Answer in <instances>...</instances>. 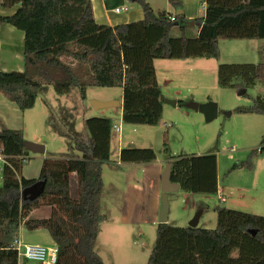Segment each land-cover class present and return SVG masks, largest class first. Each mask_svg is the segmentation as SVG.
<instances>
[{"label":"trees","instance_id":"obj_1","mask_svg":"<svg viewBox=\"0 0 264 264\" xmlns=\"http://www.w3.org/2000/svg\"><path fill=\"white\" fill-rule=\"evenodd\" d=\"M143 19L113 27L97 24L89 0H1L0 8L18 6L10 16L0 15V25L23 33L22 72L0 70V92L23 113L33 108L38 91L51 85L65 95L72 86L82 100L87 88H120L121 121L124 124L156 126L162 114L161 91L154 60L217 59L218 40L264 39V0H205L202 17L192 21L183 15H156L143 0H135ZM176 9L180 2L169 0ZM192 23V25H190ZM194 28V34L193 30ZM177 30L175 37L173 32ZM71 58L75 67L62 62ZM221 88L249 90L256 82L264 86V63L218 64ZM246 95V92H244ZM238 115L264 116V95L248 107L233 110ZM86 141L75 143L84 159H43L36 179H17L3 166L0 184V264H18L13 243L19 229L46 230L57 247L56 264H103L95 252L103 192L102 167L109 162L113 122L107 117L84 121ZM23 134L0 129V147L9 157H27ZM264 152H248L244 161L230 171L253 170L252 160ZM170 182L192 194L214 195L218 191L217 161L214 154L171 156ZM156 159L150 148H121L120 164H145ZM77 179V197L70 195V175ZM223 174L222 179H226ZM45 181L43 193L24 201L21 191L36 181ZM50 208L47 218L33 219L31 213ZM212 229L157 224L154 245L146 264H264V216L216 207Z\"/></svg>","mask_w":264,"mask_h":264},{"label":"rangeland","instance_id":"obj_2","mask_svg":"<svg viewBox=\"0 0 264 264\" xmlns=\"http://www.w3.org/2000/svg\"><path fill=\"white\" fill-rule=\"evenodd\" d=\"M127 3L131 4L130 1ZM218 48L216 60L194 58L186 61L158 60L155 63L158 80L163 86L162 114L156 126L124 124L120 122L118 114H115L117 107L98 110L92 108L91 100L105 102L114 99L118 102L122 96L120 88H87L88 98L82 101L77 87L72 86L66 96L60 97L51 85H44L37 93L34 108L24 114L26 141L31 139V134L39 136V142L34 143L45 146L44 159L77 160L84 159V154L76 148L75 143L84 142L89 137L84 121L91 113L97 117L112 113L110 118L119 132L112 131L109 162L102 167L104 186L101 213L106 218L102 229L107 232L100 237L95 250L102 255L104 264H146L155 241L151 215L153 209L160 204L162 195L160 178L164 167L155 163L120 164L119 146L150 148L158 160H165V149L171 156H216L218 187L221 192L214 195L185 193L181 190L168 193L166 223L170 226H189L197 216L196 227L212 229L216 222V207L246 213L254 210L250 208L248 201L244 205L237 200L235 188L244 186L248 189L252 184L260 183L259 177L260 180L264 179V152L262 155L258 153L252 160L253 169L255 164L257 168L254 178L253 170L252 173L246 169L232 173L234 170L230 171V168L235 162L244 161L248 152L260 147L264 117L252 119L238 115L233 110L248 107L253 99L262 97L264 86L256 82L254 88L242 95L245 89L219 87L216 71L218 64L264 63V39H221ZM61 59L71 67L76 66L71 58ZM205 101L213 102L218 107L217 117L211 121H207L203 114L184 106L188 102L202 104ZM29 154L32 155V152L29 151ZM9 162L17 179L38 174V169L35 171L33 168L34 162L30 161L29 165L21 164L18 158L10 159ZM225 173L227 178L222 179ZM69 182L70 195L76 198L77 179L74 174L70 175ZM49 211V207L43 206L40 210L32 211L31 218H46ZM114 227L119 231L115 232L117 230ZM34 233L35 231L21 227L20 234L26 238L22 239V243L35 244L30 239ZM105 240L109 248H106V242L104 245ZM18 264L36 263L19 256Z\"/></svg>","mask_w":264,"mask_h":264},{"label":"crops","instance_id":"obj_3","mask_svg":"<svg viewBox=\"0 0 264 264\" xmlns=\"http://www.w3.org/2000/svg\"><path fill=\"white\" fill-rule=\"evenodd\" d=\"M89 1H90V5H91L93 19L97 24L107 25V26L113 27L116 25L126 24V23H130V22H136V21L143 19V13L135 1L134 2L130 1L131 4L127 3V1H129V0H89ZM143 1L146 2L151 7L152 11L156 15H158L160 13H165L167 15H176V13L178 11H180L181 15H183L184 19L187 21H192L195 18L202 17L204 14V11H205V0H176V1L180 2V8L179 9H176L175 7H173L169 3V0H143ZM17 7L18 6H14L13 8H10V9L0 8V15L1 16H10L16 11ZM116 8H124L126 10L116 14V13H114V9H116ZM190 25H192V23ZM191 30H193L192 32L194 34L195 33L194 28L193 29L191 28ZM173 35L175 37L179 36L177 30H175L173 32ZM218 42H219V40H218ZM191 59H194V58H191ZM186 60H188V59H186ZM186 60H180V61H186ZM157 61L158 60L153 61V67L155 70L156 80H157V83L159 85V88L161 91V97H162L163 86L161 85V83L158 80L156 66H155V63ZM163 61H169V60H163ZM160 65H161V63H160ZM23 68H24L23 33L14 29L13 27L8 26V25H0V70L2 72H10V71L22 72ZM67 94L62 95L60 97L66 96ZM87 98H88V96H87V90H86L85 100ZM85 100H82V101H85ZM102 101H104V100H102ZM105 101H117V100L108 99ZM206 101H205V103H206ZM118 103H119V105L117 106L118 111L115 114H118L119 120H120V122H122L121 121L122 96H121L120 100L118 101ZM35 105H36V102H35L34 106ZM34 106H33V108H34ZM113 108H115V107H113ZM30 110H27V111L21 113L17 109L15 104L13 102H11L3 93L0 92V129L4 127V128H8L10 130L21 131L23 134V137L26 141V138L24 136V130H25V128H24V114H26V112H28ZM92 112H95V111L92 110ZM111 114L112 113H109L108 115L101 116V117L110 118ZM95 116H97V115H94L93 113H91L89 118L95 117ZM241 116L251 117L252 119L258 118V116L264 117L263 115H257V114H247V115H241ZM110 119L112 120V118H110ZM262 131H264V128ZM30 137H31V139L29 140V142H31V141L33 143L39 142L40 137L37 136L36 134H31ZM121 148H122V146H119V150ZM44 153H45V146H44V152L42 154H33V153H32V155L28 154L26 157L27 161L24 164L29 165L30 161H31V163L34 162L33 168L35 169V171H37V169H38V174H39L41 163L45 157ZM262 154L263 153H261V155ZM194 155H198V154H194ZM201 155H204V154H201ZM13 158H15V157H13ZM13 158H11V159H13ZM152 163L161 164L162 168H163L165 166V164L167 163V161L166 160H158L156 158L153 162H150L149 164H152ZM8 164L16 176V172H15L14 168L12 167V165L10 164L9 161H8ZM260 167H261V164L258 165V168H260ZM242 170L243 169L234 170L232 173L241 172ZM252 172H253V178H254V176L257 174L256 164H255V169H253ZM252 172H250V173H252ZM232 173H230V174H232ZM38 174H36V176H28L27 178H24V176H23V178L24 179H36L38 177ZM259 182L260 183H258V184H257V182L252 184L250 186V188H248V189L244 186L235 188V192H237L236 198L238 201L242 202L244 205H247L246 203L248 201V203L250 204L249 205L250 208L254 209V210H251L250 212H247V213L264 216V179L262 178L260 180V177H259ZM70 188H71V186H70ZM218 192H221L219 187H218L217 193ZM220 199L223 202L225 201V199L222 197H220ZM159 205L153 209L152 215H151V219H152L151 226H153L155 228V230H156V225L158 224L157 219H158V213H159V209H160ZM105 219L103 220V222L99 226V233H98L97 241L95 244V250H96V245H97L98 240L100 239V237L104 233L107 232V230L102 229V226H103ZM145 224H146V222H145ZM20 229H19L18 240L22 243V239L26 240V238H25V236H21ZM114 229L117 230L115 232L119 231V229H117V227H114ZM108 231H110V227H108ZM30 239H33V243L38 244V245L49 246V245L53 244V241L51 240V238H50V236L46 230H35L34 236L30 237ZM27 240H29V239H27ZM105 242L107 243L106 248H109L107 240L104 241V245H106ZM22 244H24V243H22ZM111 247H112V245H111ZM98 255L103 260L102 255L99 253H98ZM103 264H104V261H103Z\"/></svg>","mask_w":264,"mask_h":264},{"label":"water","instance_id":"obj_4","mask_svg":"<svg viewBox=\"0 0 264 264\" xmlns=\"http://www.w3.org/2000/svg\"><path fill=\"white\" fill-rule=\"evenodd\" d=\"M131 2H134L135 0H129ZM177 16L181 15V12L178 11L176 13ZM245 90L242 91V94H244ZM92 108L94 110L98 109H108L117 107L119 105L116 101H96L91 100L90 102ZM175 104V103H173ZM186 108L193 109L201 114L204 115L205 119L207 121H211L217 117L218 114V107L213 102H206L202 104H197L194 102H188L184 104ZM23 145L25 149L32 152L33 154H42L44 152V146L38 143H33L29 141H24ZM170 171H171V163H166L164 166V169L161 174L160 178V186H161V200H160V209L158 213V224L166 223V214L168 211V202H167V195L168 193L176 192L179 189L178 184H174L170 182ZM45 187V181H36L31 186L23 189L21 191V195L23 197L24 201L32 202L36 200L42 193ZM198 218L195 216L192 221L189 223V227H196Z\"/></svg>","mask_w":264,"mask_h":264},{"label":"built area","instance_id":"obj_5","mask_svg":"<svg viewBox=\"0 0 264 264\" xmlns=\"http://www.w3.org/2000/svg\"><path fill=\"white\" fill-rule=\"evenodd\" d=\"M124 8L114 9V13L118 14L122 11H125ZM172 21L174 19L173 15L169 17ZM115 132H119V128L113 126ZM13 157L6 156L3 153L2 148L0 147V184L2 180L3 166L8 165L9 159ZM24 164L27 161L25 157H15ZM13 246L17 249L18 257L22 256L28 261L35 262L36 264H56L57 262V247L52 244L49 246L38 245V244H22L18 239L13 243Z\"/></svg>","mask_w":264,"mask_h":264}]
</instances>
